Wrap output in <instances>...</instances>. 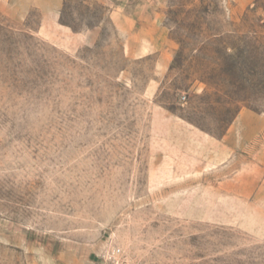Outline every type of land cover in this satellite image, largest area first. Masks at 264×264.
I'll return each mask as SVG.
<instances>
[{"label":"rangeland","instance_id":"374dc122","mask_svg":"<svg viewBox=\"0 0 264 264\" xmlns=\"http://www.w3.org/2000/svg\"><path fill=\"white\" fill-rule=\"evenodd\" d=\"M0 3V264H264V0Z\"/></svg>","mask_w":264,"mask_h":264},{"label":"crops","instance_id":"0c3cea01","mask_svg":"<svg viewBox=\"0 0 264 264\" xmlns=\"http://www.w3.org/2000/svg\"><path fill=\"white\" fill-rule=\"evenodd\" d=\"M30 5H32V3H29L28 6H30ZM4 6H7V5H4L3 3H0V7H4ZM8 6H9V5H8ZM10 6L15 7L16 4H15V5L11 4ZM12 9H13V8H12ZM12 12H13V11H12ZM14 13H15V12H14Z\"/></svg>","mask_w":264,"mask_h":264}]
</instances>
